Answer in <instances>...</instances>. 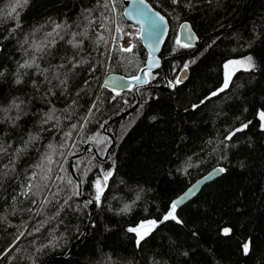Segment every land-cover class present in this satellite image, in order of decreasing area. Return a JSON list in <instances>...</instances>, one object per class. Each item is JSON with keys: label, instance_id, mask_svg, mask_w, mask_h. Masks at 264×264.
Wrapping results in <instances>:
<instances>
[{"label": "trees", "instance_id": "16d2710c", "mask_svg": "<svg viewBox=\"0 0 264 264\" xmlns=\"http://www.w3.org/2000/svg\"><path fill=\"white\" fill-rule=\"evenodd\" d=\"M148 1L170 26L161 56H177L166 64L172 88L139 92L106 128L115 142L101 160L111 144L102 126L137 101L135 86L113 92L104 78L137 76L147 57L139 35L132 52L120 48L139 34L122 0H0V264H264V0ZM184 21L205 37L190 56L194 46L176 43ZM248 56L255 67L211 96L225 62ZM147 77L165 83L162 70ZM89 141L99 157L86 150L72 168L91 214L68 166ZM216 166L223 174L176 210L183 223L159 224L138 246L128 229L162 219ZM109 170L97 202L94 181Z\"/></svg>", "mask_w": 264, "mask_h": 264}, {"label": "water", "instance_id": "95a60500", "mask_svg": "<svg viewBox=\"0 0 264 264\" xmlns=\"http://www.w3.org/2000/svg\"><path fill=\"white\" fill-rule=\"evenodd\" d=\"M122 4H123V16H124V18L127 21H129L130 23H132L138 27L139 38L142 42L143 47L145 48V50L147 52L145 65L143 68H141V70L139 71V73L137 75L138 77H141V79L146 81V82L139 83V82L133 80L132 78H127V77H125L121 74H118V73H112V74H108L107 76H105L104 81H103V87H105L104 85L107 82L108 86L105 87L106 89H109L111 91H113V89H115V91H113V92H122V91H125V90L131 88L132 86H135L136 87L135 92L137 95V101L131 108H129L128 110H125L124 112L118 114L117 116L110 119L108 122H106L102 126V131L106 134H109L106 130V128L108 127L109 124H111L112 122H114L116 120H119L121 117L125 116L127 113L132 111L139 104V102H140L139 92L141 90H143V89L172 88V82H170L166 76V64H167L168 60L174 59L177 57L174 55L166 56V57L161 56L162 48H163V46H164V44L168 38L169 32H170V26H169L167 18L158 9H156L148 0H145L144 4H140L139 0H122ZM138 9L143 10L145 13H147V16H150L153 20H156V23L158 25L156 32H152L151 29H149L147 27V17L146 16L140 15L139 17H137V11L136 10H138ZM149 9L151 11H149ZM126 13H130L131 15H128ZM155 13H159V15L164 18L163 21H160L155 16ZM140 21H144V24L142 25L140 23ZM182 25H187V27H182ZM141 27L145 28V31L143 33H140ZM177 34H178V39L181 41L182 44H188L190 46L195 47L194 50L191 52V54H189V56L196 52V50L199 48V46L201 45V43L205 39V37H202L200 39L198 38V36L196 35L195 31L193 30L191 24L188 21H184V22L180 23V25L178 26V29H177ZM212 34H214V32H212ZM1 52H2V47L0 46V56H1ZM157 70H162L164 78H165V83L164 84H158V85H148L147 72H154ZM188 75H189L188 68L185 69L183 67L178 72L177 78H180V80H181L180 83H183L187 80ZM121 83H123L127 86L121 88L120 87ZM235 130L233 131V133L236 132ZM109 136L111 137V144L108 146L103 157L98 156V154L96 152V146H95V143L93 141L87 142L83 146V149L79 153L73 154L69 157L68 166H69L70 172L74 178L77 179V177L73 171V168H72V161L74 158L82 155L86 150L94 151L95 154L101 160L107 159L109 152L112 149L114 142H115L114 137L111 134H109ZM221 168L222 167H220V166H216V167L211 168L210 170H208L207 172H205L204 174H202L201 176L196 178L183 192H181L178 196H176L174 198V200H178L181 196H183L186 192H188L189 189H193V186H195L194 194L189 195L188 198H186L184 201H182L178 205L176 210H178L179 208L184 206L186 203L191 201L200 192L202 187H204L206 184L210 183L214 179L220 177L223 173H219L216 170L221 169ZM205 177H208V179H204ZM77 182H78L77 197L79 199H82V200H85L88 202L91 201V203H89V213L91 214L92 207L94 205V199L92 197L82 195L81 184H80L79 179H77ZM89 223H90V220L87 223L86 232H85L83 237H85L88 233ZM69 251H70V249L67 251V253L64 255V257H67L69 255ZM59 257L60 256L52 257V258L48 259L44 264H48L50 260H55V259H58Z\"/></svg>", "mask_w": 264, "mask_h": 264}, {"label": "snow or ice", "instance_id": "6c2138e0", "mask_svg": "<svg viewBox=\"0 0 264 264\" xmlns=\"http://www.w3.org/2000/svg\"><path fill=\"white\" fill-rule=\"evenodd\" d=\"M140 4H144L145 0H139ZM173 2H176V0H173ZM24 4L28 3V0H23ZM19 6V5H18ZM13 11H15V8H13ZM137 11V17H139L140 15H144L147 17V27L149 29H151L152 32H156L158 25L156 23V20H153L150 16H147V13H145L143 10H136ZM149 11H151L149 9ZM128 15H131L130 13H126ZM155 16L160 20L163 21V17L159 15V13H155ZM140 23L143 25L144 21H140ZM59 27V25L57 26ZM182 27H187V25H182ZM117 32L122 31L120 28L116 29ZM145 31L144 27H141L140 29V33H143ZM129 35H139L137 33H129ZM127 43V42H126ZM176 43L179 45L181 44V41L179 39L176 40ZM182 47H190V45L188 44H183L181 45ZM135 45L134 44H128L127 47H123L122 46V51L124 52H132L134 49ZM240 66L245 68V70H249L255 67V64L253 63L252 57L248 56L245 57L243 60H229L224 64V69H225V75H224V83L223 86L221 88H219L217 90V92H212L211 96H215L218 94V92H222L225 88H227L229 86L230 80L232 75L234 74L233 72L228 71L230 66ZM25 66H30V65H21V67H25ZM188 67L187 64L184 65V68L186 69ZM133 80L139 82V83H144L146 81L142 80L141 77L138 76H133L132 77ZM20 81L17 80V83H19ZM181 80L180 78H177L176 83H180ZM87 83V81L85 82ZM105 87L108 86L107 82L104 85ZM127 85L121 83L120 87H126ZM113 91H115V89H113ZM119 94V93H117ZM210 97H206V99H208ZM204 101H201V103H203ZM199 105H192L193 108L198 107ZM259 119H260V126L262 129H264V110H261L258 113ZM48 119H52V116L49 115ZM251 123V122H249ZM248 124H243L241 128L236 129L235 131L239 132L242 131L243 129L247 128ZM235 133H232L231 135H234ZM231 135L225 137V139H231ZM219 173H223L225 171V169H218L216 170ZM5 175H7V173H5ZM112 175V172L109 171H105L102 175V177H97V179L94 181V187L96 189V201L99 202L101 195L103 194V189L105 187H107V180L109 179V177ZM204 179H208V177H205ZM194 188L195 186H193V189H189L188 192H186L183 196H181L178 200H174L171 202L169 209L166 211V213L163 215L162 219H150V220H144L142 221L138 226L136 227H130L128 229L129 232H133L136 233L137 235V245L139 246L140 241L143 240L147 235H149L159 224L164 223L165 221H176L177 223H183V221L179 220L178 216L176 215V209L178 207V205L184 201L186 198L189 197V195L194 194ZM137 199H139V197H137ZM89 203H91V201H89ZM130 209L129 205H125L124 209H122V211H128ZM231 232V229L229 228H224L223 229V234L224 235H229ZM243 249L245 251V253L248 252L249 250V243L246 242L243 245Z\"/></svg>", "mask_w": 264, "mask_h": 264}, {"label": "built area", "instance_id": "2783aa9c", "mask_svg": "<svg viewBox=\"0 0 264 264\" xmlns=\"http://www.w3.org/2000/svg\"><path fill=\"white\" fill-rule=\"evenodd\" d=\"M118 42L120 44V48L122 49V46L127 47L128 44H132V37L129 34H124L120 39H118Z\"/></svg>", "mask_w": 264, "mask_h": 264}, {"label": "rangeland", "instance_id": "374dc122", "mask_svg": "<svg viewBox=\"0 0 264 264\" xmlns=\"http://www.w3.org/2000/svg\"><path fill=\"white\" fill-rule=\"evenodd\" d=\"M125 34H129V33H125ZM132 37V36H131ZM231 60H243V59H231ZM229 61V60H228ZM227 62V61H226ZM225 62V63H226ZM238 69H245V68H243V67H240V66H238V65H236V66H230L229 67V69H228V71H230V72H235L236 70H238ZM224 75H225V69H224ZM136 234V233H135ZM136 237H137V235H136Z\"/></svg>", "mask_w": 264, "mask_h": 264}]
</instances>
